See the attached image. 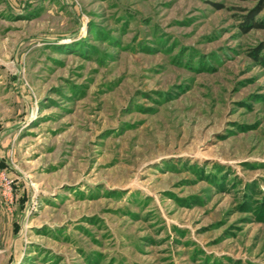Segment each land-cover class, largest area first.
Wrapping results in <instances>:
<instances>
[{
    "label": "rangeland",
    "instance_id": "374dc122",
    "mask_svg": "<svg viewBox=\"0 0 264 264\" xmlns=\"http://www.w3.org/2000/svg\"><path fill=\"white\" fill-rule=\"evenodd\" d=\"M263 2L0 0V264H264Z\"/></svg>",
    "mask_w": 264,
    "mask_h": 264
},
{
    "label": "trees",
    "instance_id": "16d2710c",
    "mask_svg": "<svg viewBox=\"0 0 264 264\" xmlns=\"http://www.w3.org/2000/svg\"><path fill=\"white\" fill-rule=\"evenodd\" d=\"M262 6L264 7V2L262 3ZM252 14H254V13H251L250 16H252ZM250 16H249V17H250ZM251 23H252V25H254V26L260 24L258 21H252Z\"/></svg>",
    "mask_w": 264,
    "mask_h": 264
}]
</instances>
